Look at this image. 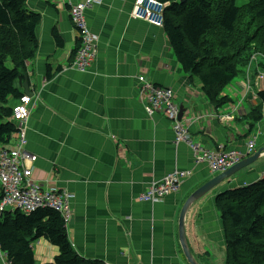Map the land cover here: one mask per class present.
<instances>
[{
	"label": "crops",
	"instance_id": "0c3cea01",
	"mask_svg": "<svg viewBox=\"0 0 264 264\" xmlns=\"http://www.w3.org/2000/svg\"><path fill=\"white\" fill-rule=\"evenodd\" d=\"M79 1L27 0L28 9L41 16L38 48L26 63L29 88L40 91L26 129V152L37 157L33 177L73 195L67 234L82 258L106 264H189L180 245V212L195 190L217 174L205 163H194L190 145L175 142L172 124L162 114L145 113L138 78L174 91L175 102L185 109L184 133L202 149L246 156V140L257 134L260 161L230 180L235 187L264 177V116L253 131L238 121L258 103L264 80L247 84V75L237 77L224 90L231 102L216 109L199 80L182 73L163 28L133 15L136 0H92L84 20L96 40L95 57L87 70L78 71L71 67L78 32L69 9ZM157 15L150 17L156 21ZM54 29L61 47L52 37ZM49 66L54 75L46 78ZM232 108L236 120L226 123L220 115ZM175 169L192 171L177 193L159 203L139 201L152 182ZM216 194L196 200L185 214V242L196 264H216L215 255L223 262ZM32 248L37 264L53 262L58 253L43 239Z\"/></svg>",
	"mask_w": 264,
	"mask_h": 264
},
{
	"label": "trees",
	"instance_id": "16d2710c",
	"mask_svg": "<svg viewBox=\"0 0 264 264\" xmlns=\"http://www.w3.org/2000/svg\"><path fill=\"white\" fill-rule=\"evenodd\" d=\"M155 1L166 5L162 28L182 73L199 80L213 107L231 102L223 93L237 77L249 73L253 80L264 74V0H247L241 6L236 0ZM26 4L27 0H0V149L15 141L18 130L11 121L12 110L24 95L26 63L38 48L41 16ZM52 37L61 47L56 29ZM79 44L78 39L71 62ZM48 68L46 78H51L54 73ZM256 94L258 103L244 118L249 131L264 116V90ZM214 205L223 228V264H264V177L217 194ZM67 228L61 213L53 209L5 212L0 219V250L10 264H37L32 245L43 239L58 250L53 262L44 264H106L79 256Z\"/></svg>",
	"mask_w": 264,
	"mask_h": 264
},
{
	"label": "built area",
	"instance_id": "2783aa9c",
	"mask_svg": "<svg viewBox=\"0 0 264 264\" xmlns=\"http://www.w3.org/2000/svg\"><path fill=\"white\" fill-rule=\"evenodd\" d=\"M92 0H80L78 3L71 5L69 9L70 19L77 29L80 37V46L74 56L71 67L78 71H85L91 66V60L95 57V41L90 35L84 20V11L91 4ZM153 0H136L133 9V15L136 18L144 19L152 24L150 18L152 10L155 12L158 8ZM158 6V5H157ZM156 25V24H155ZM262 78V76H261ZM141 82V93L145 100L144 110L148 116L160 113L173 123V130L176 138L175 142H187L195 153L196 164L205 163L212 173L225 172L236 165L244 156L235 150L226 151L222 148L217 151H209L192 144L184 133L177 116L179 113L178 106L175 103V95L171 88L160 87L139 77ZM23 95L14 105L12 110L11 121L16 124L17 134L15 137L16 145L0 149V219L1 214L5 212L19 211L23 214H30L38 209H53L60 212L64 221L69 225L66 218L71 209L70 199L73 197L68 193H61L57 187L39 184L31 179V168L23 165V160L36 161L35 157L26 152L27 122L29 118V107L32 98L35 96ZM254 139L246 144V155L254 152ZM190 172H179L166 176L161 182L153 183L146 194L140 197L141 201L158 202L167 194L176 192L183 179L188 177ZM71 218V216H70ZM7 262V260H6ZM7 264H10L7 262Z\"/></svg>",
	"mask_w": 264,
	"mask_h": 264
},
{
	"label": "water",
	"instance_id": "95a60500",
	"mask_svg": "<svg viewBox=\"0 0 264 264\" xmlns=\"http://www.w3.org/2000/svg\"><path fill=\"white\" fill-rule=\"evenodd\" d=\"M181 3H183L185 0H180ZM24 94L26 95H31V93L29 92V85L30 82L28 80V77L24 78ZM185 110L183 108V106L179 107V116H178V120L181 121L183 114H184ZM262 152V150H259L255 155L246 158L245 160L239 162L237 165L233 166L232 168L228 169L226 172L219 174L217 176H215L214 178H212L210 181L206 182L205 184H203L201 187H199L197 190H195V192L187 199V201L185 202V204L183 205L181 212H180V216H179V239H180V245L181 248L184 252V255L187 259V261L189 262V264H196L187 245L185 242V232H184V218H185V214L187 212L188 207H190L196 200L202 198L203 196H205L206 194H208L212 189H214L217 185H219L224 179L230 178L232 176H234L236 173L240 172L241 170L247 168L248 166H250L251 164H253L257 158L259 157L260 153Z\"/></svg>",
	"mask_w": 264,
	"mask_h": 264
},
{
	"label": "rangeland",
	"instance_id": "374dc122",
	"mask_svg": "<svg viewBox=\"0 0 264 264\" xmlns=\"http://www.w3.org/2000/svg\"><path fill=\"white\" fill-rule=\"evenodd\" d=\"M247 2V0H236V5L237 6H241V5H244L245 3ZM158 5V4H157ZM159 6V5H158ZM160 7V8H159ZM158 7V9L160 10L158 13H156V12H153V10H152V15H154V14H158L159 15V17H158V15L156 16V18H155V20L156 21H154V19H153V22H155V24L156 25H159L160 26V24H162V21H161V18H160V15L162 14V7L161 6H159ZM152 15H151V17H152ZM150 17V18H151ZM154 18V17H153ZM27 73V72H26ZM34 91V93H35V96L32 98V103H31V105H30V107H29V111H30V113H29V117H30V114H31V107L37 102V100H39V97H40V91L39 92H37V90H33ZM224 94V93H223ZM251 108V107H250ZM228 113H225V114H223V116H222V118H225L224 120H225V122L226 123H228V122H230V121H232V120H234V118L233 119H230V118H228V115H227ZM233 116H234V114H233ZM246 116L244 115V116H240V118L238 119V121L239 122H241V123H244V118H245ZM28 120H29V118H28ZM235 120H236V118H235ZM27 124H28V122H27ZM259 125V124H258ZM257 128V127H256ZM256 128L254 129V130H256ZM26 132H27V130L25 131V136H26ZM16 145V140L14 141V143L12 144V145H10V146H15ZM258 145V144H257ZM25 148V150H26V146L24 147ZM258 152V150H255V152L252 154V156L253 155H255L256 153ZM34 157H35V160H37V157L35 156V155H33ZM260 155H259V157L257 158V160L253 163V164H251V166H249L248 168H246V169H244V170H242V171H240L239 173H238V175L237 176H239V174L241 173V174H243V176L245 175V173L246 172H248V170L251 168V169H254V164H256V163H258L260 160ZM34 163H35V161H32L31 159H27V160H23V165H24V167H26V168H31V179H32V181H34V182H37L36 180H35V178L33 177V165H34ZM253 166V167H252ZM236 176V175H235ZM234 176H232V177H230V178H227V179H224L219 185H217L214 189H212L211 190V192H215V193H217V194H219V193H222V192H224V191H226V190H223L224 188H229V189H231V188H234L235 186H234V184H232V182L230 181V180H232V178H233ZM239 178H241V177H239ZM37 183H39V184H41V182H37ZM1 186V185H0ZM54 185L52 184V183H50V187H53ZM59 189V188H58ZM229 189H227V190H229ZM59 190H61V191H64V192H61V193H68V194H71L70 192H68V191H66V190H63V189H59ZM221 190H223L222 192H220ZM216 194V195H217ZM72 195V194H71ZM73 196V195H72ZM73 199V197L70 199V202H71V200ZM69 202V203H70ZM69 214H70V216H71V218H70V216L68 215L66 218L68 219V222L70 223V221L72 220V216H73V211H72V208L70 209V211H69ZM68 229V228H67ZM217 247L219 248H221L222 250L224 249V243H222V244H218L217 245ZM219 257L220 256H214L212 259L215 261V263L217 264V260L219 259ZM221 260H218V264H221ZM4 264H7V262H6V260H5V262H4ZM222 264H223V262H222Z\"/></svg>",
	"mask_w": 264,
	"mask_h": 264
},
{
	"label": "clouds",
	"instance_id": "9594fccd",
	"mask_svg": "<svg viewBox=\"0 0 264 264\" xmlns=\"http://www.w3.org/2000/svg\"><path fill=\"white\" fill-rule=\"evenodd\" d=\"M156 4H158L159 6H162L161 4H159L158 2H156L155 0H153ZM27 5V4H26ZM135 5H136V1H135ZM135 7V6H134ZM134 9V8H133ZM30 10V9H29ZM30 11H32V10H30ZM34 12V11H33ZM36 13V12H35ZM132 13H133V11H132ZM161 27H162V24L160 25ZM76 29V28H75ZM77 30V29H76ZM78 32V31H77ZM78 39H79V41H80V37H79V33H78ZM144 79H146L147 81H149L147 78H145V77H143ZM139 79V78H138ZM151 82V81H150ZM153 83V82H152ZM154 85H156V86H160V85H157V84H155V83H153ZM142 85V84H141ZM160 87H163V86H160ZM141 88H142V86H141ZM141 88H140V91H141ZM169 88V87H168ZM174 92V91H173ZM142 94V93H141ZM175 95V94H174ZM175 97V96H174ZM142 101H143V108H144V105H145V100H144V98H143V95H142ZM176 103V102H175ZM176 105L178 106V109H179V107H180V105H178L177 103H176ZM184 108V107H183ZM185 110V109H184ZM145 111V110H144ZM184 114H185V112H184ZM184 114H183V116H184ZM178 116H179V113H178ZM178 116H177V122L178 123H180V125H181V121H179L178 120ZM183 118V117H182ZM167 119V118H166ZM169 121V120H168ZM181 127H182V125H181ZM187 136V135H186ZM187 139L189 140V141H191L190 140V138H189V136H187ZM184 142V141H183ZM192 142V141H191ZM192 150V149H191ZM193 151V150H192ZM262 152H263V150H262ZM194 163H196V158H194ZM248 168V167H247ZM246 169V168H245ZM244 170V169H243ZM175 171H179V172H186L185 170H178V169H175L173 172H171V173H169V174H167V176L168 175H170V174H172V173H174ZM188 172H190V173H192V171L190 170V171H188ZM166 177V176H165ZM164 177V178H165ZM164 178H162L161 180H159V181H155V182H152L151 184H153V183H158V182H161ZM187 178V177H186ZM185 178V179H186ZM185 179H183L182 181H181V183H180V185H179V189H180V186H181V184L183 183V181L185 180ZM151 184L149 185V187L151 186ZM149 187L147 188V191H146V193L148 192V189H149ZM179 189H178V191H179ZM145 193V194H146ZM174 193H177V191L176 192H171L170 194H167L166 196H168V195H171V194H174ZM166 196H164L160 201H158V202H150V201H146V202H149V203H151V204H154V203H159V202H162L163 200H164V198L166 197Z\"/></svg>",
	"mask_w": 264,
	"mask_h": 264
},
{
	"label": "bare ground",
	"instance_id": "6f19581e",
	"mask_svg": "<svg viewBox=\"0 0 264 264\" xmlns=\"http://www.w3.org/2000/svg\"><path fill=\"white\" fill-rule=\"evenodd\" d=\"M154 8L156 9V8H158V6H157V5H155V6H154Z\"/></svg>",
	"mask_w": 264,
	"mask_h": 264
}]
</instances>
